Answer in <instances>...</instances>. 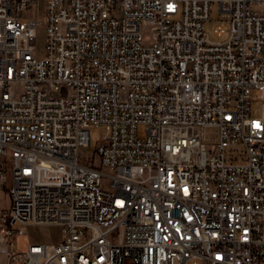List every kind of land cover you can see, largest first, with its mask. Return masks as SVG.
Listing matches in <instances>:
<instances>
[{"label": "built area", "instance_id": "built-area-1", "mask_svg": "<svg viewBox=\"0 0 264 264\" xmlns=\"http://www.w3.org/2000/svg\"><path fill=\"white\" fill-rule=\"evenodd\" d=\"M0 190V264H264V0H0Z\"/></svg>", "mask_w": 264, "mask_h": 264}, {"label": "rangeland", "instance_id": "rangeland-1", "mask_svg": "<svg viewBox=\"0 0 264 264\" xmlns=\"http://www.w3.org/2000/svg\"><path fill=\"white\" fill-rule=\"evenodd\" d=\"M39 11V16L43 17L45 13V6L44 4H40L38 7H35L34 12L36 13ZM42 21V20H41ZM41 24H44L41 22ZM218 26H223L227 33L224 36H218L215 33V29ZM231 23L230 21L222 15V13L218 10V7L216 5L212 6V14L211 19L207 21L205 29L210 34L211 38L213 40H226L229 36ZM146 32V31H145ZM146 35L148 36L149 33L146 32ZM39 46L41 47L44 42V28L40 27L39 29ZM254 95H257L256 92H254ZM261 101L260 100H254L253 101V107L256 111L260 106ZM107 132V127L104 124H100L98 126L93 125L92 126V135H91V143L81 147L80 149V156L82 161H92L95 160L98 161V147L104 143V137ZM142 130L140 129V134H142ZM7 195L6 192L3 190H0V206H4L6 204ZM64 236V230L62 225L54 224V225H37V224H30L26 228V232L24 234V238H22L21 243L25 242V240H30L33 242H59L61 239H63ZM5 261V256H4Z\"/></svg>", "mask_w": 264, "mask_h": 264}]
</instances>
